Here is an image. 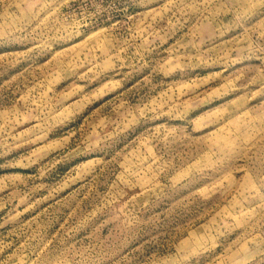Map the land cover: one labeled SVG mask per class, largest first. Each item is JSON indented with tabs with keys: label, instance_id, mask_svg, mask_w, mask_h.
<instances>
[{
	"label": "rangeland",
	"instance_id": "rangeland-1",
	"mask_svg": "<svg viewBox=\"0 0 264 264\" xmlns=\"http://www.w3.org/2000/svg\"><path fill=\"white\" fill-rule=\"evenodd\" d=\"M0 264H264V0H0Z\"/></svg>",
	"mask_w": 264,
	"mask_h": 264
}]
</instances>
